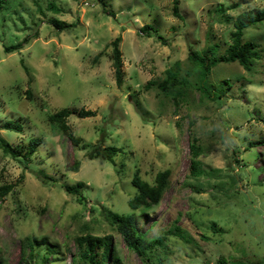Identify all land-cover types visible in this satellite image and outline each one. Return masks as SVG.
<instances>
[{"label":"rangeland","instance_id":"374dc122","mask_svg":"<svg viewBox=\"0 0 264 264\" xmlns=\"http://www.w3.org/2000/svg\"><path fill=\"white\" fill-rule=\"evenodd\" d=\"M50 1L63 12L49 10ZM256 8L264 0H180V19L173 0H8L0 13V187L13 190L0 200V264H26L27 238L46 240L37 247L40 256L47 246L59 251L47 264H70L75 237L90 230L112 233L124 264H145L108 224L107 210L131 212L136 171L154 184L167 170L168 189L138 229L156 237L175 225L192 243L170 237L168 249L152 254L153 263L166 257V264H218L223 257L228 264H264V25L245 32L244 41L261 52L252 71L238 63L214 67L211 82L224 89V99L202 101L192 89L176 110L171 95L146 88L164 81L177 61L185 76L192 50L216 46L223 55L238 15ZM50 19L75 27L60 32ZM145 25L166 44L142 34ZM118 37L121 87L111 45ZM18 43L21 51L5 52ZM64 108L73 110L71 136L54 132L49 121ZM83 109L96 116L79 117ZM7 121L18 122L22 132L2 129ZM32 138L43 143L29 166L1 143L24 155ZM193 138L201 148L199 176L191 173ZM84 143L91 148L82 150ZM107 147L118 150L115 164L90 160ZM79 182L86 185L87 206L61 188Z\"/></svg>","mask_w":264,"mask_h":264},{"label":"trees","instance_id":"16d2710c","mask_svg":"<svg viewBox=\"0 0 264 264\" xmlns=\"http://www.w3.org/2000/svg\"><path fill=\"white\" fill-rule=\"evenodd\" d=\"M7 1L8 0H0V13L4 10ZM173 3L174 15L177 18L182 19L180 0H173ZM47 8L57 14L63 12L53 1L48 3ZM49 22L60 32L75 27V25L68 24L59 19H50ZM258 25H264V8H256L253 11L241 13L234 22V31L231 35V42L223 55H219L216 46H210L201 52L192 50L188 57L189 61L192 63V67L186 70L185 76H181L182 62L177 61L175 67H172L165 72L166 78L164 81H150L146 88L149 89L151 86H157L166 96L171 95L174 98L176 110L180 108L181 103L186 101V96L191 93L192 89L197 90L200 93V99L202 101L209 100L217 102L224 99V89L216 90L211 82L212 71L220 62L238 63L246 71H252L256 62L261 59V52L256 43L253 41H244V37L247 29ZM153 30L154 27L152 25H145L140 32L146 34L148 37L156 36L158 40H161L166 44V39L153 34ZM25 41H28V39ZM121 41V37H118L111 44L113 48V67L118 87L123 85V60L122 52L120 50ZM23 48V43H18L5 47V52L12 53L21 51ZM189 78H194L195 81L191 82ZM226 84L229 88L232 87L229 80H226ZM28 94L29 97H31L30 93ZM72 114L73 110L64 108L61 111L50 115L49 121L53 127L52 130L57 133L69 134L71 136V128L67 119ZM78 115L81 118H88L96 116V113L94 111H85L83 109ZM190 124H193V122H190ZM2 129L22 132L21 125L18 122L13 121H7ZM72 142H74L75 145H79L80 139L72 138ZM1 143L6 154H12L16 158L25 159V161H27V166H29V164L33 162L43 140L41 138L30 139L28 142L27 153L24 155L21 152H15L14 150H18V148L14 149L8 142L1 141ZM89 148L91 147L87 143L82 145V150H88ZM191 149V173L194 176H199L201 174L202 162L200 160L201 148L198 145L197 138H193ZM117 153L118 150L116 148L107 147L103 150L91 153L89 158L90 160L100 159L102 161H110L115 164ZM72 168L74 172H79L81 163H75ZM46 178L48 181L50 180V178ZM169 178L170 171H163L157 174L155 183L150 184L141 178L139 171H136L132 182L137 188V194L128 202L131 212L128 214H119L112 210H107L106 221L108 224L121 236L128 250L141 257L145 264H155L151 259L152 254H154L159 248L168 249L167 243L170 237H178L185 243H192L190 235L181 227L175 225L169 229L163 230L156 237H150L148 231L142 233L138 229L139 220L147 218L149 213L162 201L169 186ZM85 187L86 185L84 182H79L75 185L62 184L61 186V188L65 189V191L70 196L74 197L82 206H87V199L84 195L86 190ZM12 190L13 186L0 187V200H4ZM215 226L216 225L213 224V230L215 229ZM24 242L29 249L28 259H24L26 260V264H31L29 263V259L33 260L34 257L38 259L36 264H47L50 255L60 254L59 251H56L53 247L47 246L46 255L40 256V251L37 252V247L40 248L46 246V240L38 241L37 238H27ZM75 243L77 245V253L72 257V262L70 264H124L118 246L114 243V235L112 233L99 235L90 230L85 234L76 236ZM159 261L161 264H166L168 258L161 257L159 258ZM218 264H228V262L226 258L220 257Z\"/></svg>","mask_w":264,"mask_h":264}]
</instances>
